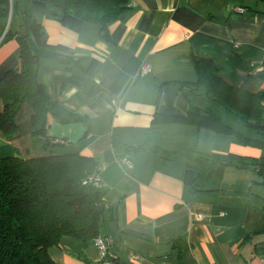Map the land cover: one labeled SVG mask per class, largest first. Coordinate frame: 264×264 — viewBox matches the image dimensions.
I'll return each instance as SVG.
<instances>
[{
	"label": "crops",
	"instance_id": "1",
	"mask_svg": "<svg viewBox=\"0 0 264 264\" xmlns=\"http://www.w3.org/2000/svg\"><path fill=\"white\" fill-rule=\"evenodd\" d=\"M15 1L18 11L9 26L0 18V79L20 66L18 42L4 38L10 25L20 28L23 13L41 23L49 43L82 59L71 68L41 61L39 79L50 98L87 116V122L62 124L48 115L47 129L60 142L56 153L97 161L119 263L133 264L130 256L137 254L140 264H261L255 245L264 242V232H255L264 228V175L217 164L196 189L185 185L184 176L187 169L202 170L190 153L259 158L262 152L230 135L156 116L185 117L200 107L254 137L203 89L184 94L179 84L197 80L194 58L200 57L211 60L228 85L264 92V0H130V9L109 27V41L96 24L76 32L61 24L58 8ZM93 59L99 67L89 75L85 68ZM146 62L151 72L140 75ZM33 113L25 103L16 134L0 132V158L50 154L32 137ZM48 253L58 264H100L94 240L66 235Z\"/></svg>",
	"mask_w": 264,
	"mask_h": 264
},
{
	"label": "trees",
	"instance_id": "2",
	"mask_svg": "<svg viewBox=\"0 0 264 264\" xmlns=\"http://www.w3.org/2000/svg\"><path fill=\"white\" fill-rule=\"evenodd\" d=\"M31 1L42 9L58 8L59 21L70 30L78 32L85 23L98 25L102 38L107 41L110 40L109 27L130 9V0ZM17 11L15 0H0V18L8 21ZM22 28L25 32H21ZM9 39L19 44L20 66L8 70L0 79V132L6 137L15 135L19 128L17 115L25 103H30L34 111L32 137L50 154L34 159L0 158V264H58L48 250L63 236L84 241L100 235L108 238V223L113 218L103 193L87 180L98 173L97 161L77 153H56L60 142L52 138L47 129L48 115L62 124L87 122V116L69 111L50 98L39 79L40 63L51 59L71 68L81 66L82 59L75 58L65 45L49 43L41 23L28 13L22 14L18 30L10 25L4 40ZM194 62L198 78L194 82H181L180 90L187 94L203 89L204 96L223 106L234 120L264 135V92L250 93L228 85L209 59L195 57ZM98 67L99 61L93 59L85 70L93 75ZM156 120L195 124L230 135L239 144L264 148V142L225 124L208 109L191 107L185 117L158 115ZM190 155L202 164L201 171L186 170L184 183L193 189L199 186L203 174L217 164L252 167L264 175V155L259 158L235 154ZM261 232L264 228L255 233ZM255 252L264 257V242L255 245ZM118 260L116 255V262Z\"/></svg>",
	"mask_w": 264,
	"mask_h": 264
},
{
	"label": "built area",
	"instance_id": "3",
	"mask_svg": "<svg viewBox=\"0 0 264 264\" xmlns=\"http://www.w3.org/2000/svg\"><path fill=\"white\" fill-rule=\"evenodd\" d=\"M239 11H243V9H239ZM151 65L150 63L146 62L143 63L140 67L139 73L140 75H147L151 72ZM129 163V162H128ZM88 181H92L96 186H98L99 183V176L98 173L94 174L87 178ZM94 244L99 250L100 255V264H121L119 262H116V254L114 251H110L109 247H112L113 241L111 237L104 238L103 236H98L94 239ZM130 262L133 264H140L141 257L137 254H132L130 256ZM261 264H264V257L261 258Z\"/></svg>",
	"mask_w": 264,
	"mask_h": 264
},
{
	"label": "rangeland",
	"instance_id": "4",
	"mask_svg": "<svg viewBox=\"0 0 264 264\" xmlns=\"http://www.w3.org/2000/svg\"><path fill=\"white\" fill-rule=\"evenodd\" d=\"M232 120H234V119H232ZM237 121V120H236ZM249 128V127H248ZM253 130V129H252ZM254 131V130H253ZM254 139H256V140H259V141H262V142H264V135L263 134H258V133H254V137H253ZM251 146V145H250ZM251 147H254V148H256V149H259L261 152H262V155H264V148L262 147V146H258V145H253V146H251Z\"/></svg>",
	"mask_w": 264,
	"mask_h": 264
},
{
	"label": "water",
	"instance_id": "5",
	"mask_svg": "<svg viewBox=\"0 0 264 264\" xmlns=\"http://www.w3.org/2000/svg\"><path fill=\"white\" fill-rule=\"evenodd\" d=\"M10 21H11V17H10V19H9L8 26H9V24H10ZM21 32H25V28H22V29H21Z\"/></svg>",
	"mask_w": 264,
	"mask_h": 264
}]
</instances>
